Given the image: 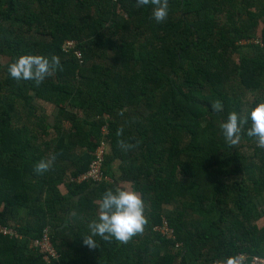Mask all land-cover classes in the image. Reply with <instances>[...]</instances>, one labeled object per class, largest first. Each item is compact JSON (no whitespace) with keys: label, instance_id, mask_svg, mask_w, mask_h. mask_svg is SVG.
Returning a JSON list of instances; mask_svg holds the SVG:
<instances>
[{"label":"trees","instance_id":"obj_1","mask_svg":"<svg viewBox=\"0 0 264 264\" xmlns=\"http://www.w3.org/2000/svg\"><path fill=\"white\" fill-rule=\"evenodd\" d=\"M151 13L136 0H0V264L264 258V149L246 134L264 103V0H169L159 24ZM24 55H56L62 70L17 82L8 68ZM231 112L248 117L234 146L219 127ZM103 128L110 180L78 182ZM117 187L141 195L148 223L127 243L95 236L89 248L88 225ZM165 222L174 238L156 229ZM47 228L49 260L34 245Z\"/></svg>","mask_w":264,"mask_h":264},{"label":"clouds","instance_id":"obj_2","mask_svg":"<svg viewBox=\"0 0 264 264\" xmlns=\"http://www.w3.org/2000/svg\"><path fill=\"white\" fill-rule=\"evenodd\" d=\"M152 6L151 18L158 24L167 20L169 15V0H136V6ZM57 70H62L60 60L56 55L50 57L43 55H24L11 63L8 68L10 77L17 82L34 81L37 86L52 76ZM212 111L220 113L223 111V104L219 100L211 105ZM251 127L247 129V136L255 138L256 145L264 149V103L257 105L250 114ZM248 123V117L231 112L227 120L219 125L226 143L236 145L240 140V134ZM123 129H117V137L122 136ZM136 144L127 143L124 140L118 141L124 151L136 147ZM51 159H42L34 166V172L43 175L51 170ZM98 219L89 223L90 235L83 237V244L89 248H96L93 237L99 236L105 241L115 238L116 241L127 243L133 236L144 231L148 223L144 215L145 207L141 195L135 190L117 187L115 192L108 190L104 193L98 206ZM226 264H235L229 258Z\"/></svg>","mask_w":264,"mask_h":264},{"label":"built area","instance_id":"obj_3","mask_svg":"<svg viewBox=\"0 0 264 264\" xmlns=\"http://www.w3.org/2000/svg\"><path fill=\"white\" fill-rule=\"evenodd\" d=\"M117 1V0H114ZM76 47V44L74 42H66L64 45V51L65 52H70L74 50ZM76 57L81 60L82 55L79 52H75ZM103 133V140L101 141L100 145L95 151L94 158L92 162L89 165V169L87 172L79 176L76 181L78 182H84V181H89L91 184H98L103 181H109L110 178L105 176L103 174L102 168H103V163L105 159V152H106V142H105V136L108 134V131H106V128H103L102 130ZM161 234L165 235L168 238H174V230L169 226L168 222H165L163 226L157 227L156 228ZM49 228L45 229L43 232V237L41 240H37L34 242V245L40 249V252L44 255V258L46 260H49L50 258H56L57 257V252L55 249L52 247L49 239ZM0 231H3L5 233H8V231L2 229L0 227ZM180 247V246H178ZM241 260H245L246 256H241ZM252 264H264V258H259V257H254L252 260Z\"/></svg>","mask_w":264,"mask_h":264},{"label":"rangeland","instance_id":"obj_4","mask_svg":"<svg viewBox=\"0 0 264 264\" xmlns=\"http://www.w3.org/2000/svg\"><path fill=\"white\" fill-rule=\"evenodd\" d=\"M250 99H251V98H250ZM260 203H261L262 209H264V195H263V197L261 198Z\"/></svg>","mask_w":264,"mask_h":264}]
</instances>
